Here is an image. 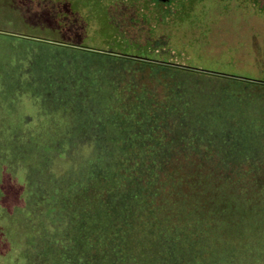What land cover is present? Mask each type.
Wrapping results in <instances>:
<instances>
[{
  "label": "rangeland",
  "instance_id": "obj_1",
  "mask_svg": "<svg viewBox=\"0 0 264 264\" xmlns=\"http://www.w3.org/2000/svg\"><path fill=\"white\" fill-rule=\"evenodd\" d=\"M96 1L0 0V264H48L86 233L84 174L95 158L136 151L122 139L134 125L126 114L142 92L163 101L167 87L181 115L188 104L179 132L203 131L202 218L236 185L263 236L264 0ZM50 30L62 39H45ZM174 140L172 151L192 148ZM72 211L85 218L73 222Z\"/></svg>",
  "mask_w": 264,
  "mask_h": 264
},
{
  "label": "trees",
  "instance_id": "obj_2",
  "mask_svg": "<svg viewBox=\"0 0 264 264\" xmlns=\"http://www.w3.org/2000/svg\"><path fill=\"white\" fill-rule=\"evenodd\" d=\"M89 3L98 6L96 0ZM47 36L45 39L51 41L62 39L59 30H50ZM143 94L136 99L140 105L135 116L126 114L128 119L134 118V125L123 126L121 132L122 139L136 142V151L128 150L127 156H116L112 161H92V171L83 176L88 180L76 190L86 200L85 205L92 206L87 231L69 238L48 264H264L260 249L264 248V235L254 232L249 203L241 207L245 198L238 197L247 195L243 189L235 185L237 190L226 192L229 201L209 200L204 205L207 219L202 218L196 179L201 167L198 141L203 131L180 133L182 129L176 125L185 123L187 101L180 118L181 105L171 88L161 94L163 101ZM171 112L179 115L169 117ZM141 136L146 138L144 145L136 140ZM174 138L185 139L181 143L192 148L172 151L178 142ZM247 179L246 175L238 180L242 183ZM212 212L216 223L208 221ZM71 218L74 222L85 216L72 211ZM213 225L216 229L212 233L209 228Z\"/></svg>",
  "mask_w": 264,
  "mask_h": 264
}]
</instances>
